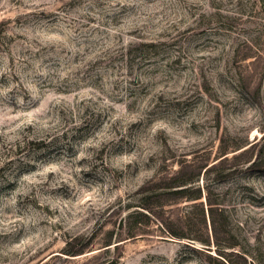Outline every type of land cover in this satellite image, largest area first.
Returning a JSON list of instances; mask_svg holds the SVG:
<instances>
[{"label": "rangeland", "instance_id": "374dc122", "mask_svg": "<svg viewBox=\"0 0 264 264\" xmlns=\"http://www.w3.org/2000/svg\"><path fill=\"white\" fill-rule=\"evenodd\" d=\"M263 129L264 0H0V264H213L207 200L264 264V172L125 222Z\"/></svg>", "mask_w": 264, "mask_h": 264}, {"label": "trees", "instance_id": "16d2710c", "mask_svg": "<svg viewBox=\"0 0 264 264\" xmlns=\"http://www.w3.org/2000/svg\"><path fill=\"white\" fill-rule=\"evenodd\" d=\"M262 143H264V134L258 140H254L251 143L245 142L242 146H235L232 148V151L237 153L228 157V145L226 137L223 136L220 140V146L217 152L219 156L212 165L207 167L205 162L206 159H204L201 164L191 165L190 167L183 166L173 172V175L170 177L159 180L154 184V187L149 189L151 190V193L142 197L141 203L137 206L138 210H136L135 213L128 215L125 218V222L128 223L135 221V223H142L144 220L149 221L151 218L157 222L159 221V215L163 213L162 207L166 203L187 197L192 198L193 200L200 199L201 193L198 187L193 188L190 191L187 189L192 187L191 185L194 183V179L197 178L202 171L203 174L217 171L216 179L219 180L231 176L241 170L249 172H264V144ZM223 166H227V170L229 171H221L220 169L223 170L226 168ZM207 202L210 206L208 207V218L211 225V235L207 232L205 238L196 240L205 247H209L211 244L216 246L217 255L223 258L221 259L207 255L209 260L212 261L213 264H252L247 253L243 250L238 237L227 229L226 225L228 224V219L224 216L223 209L213 207L209 200H207ZM202 215V222L204 223L203 225H205V216L203 213ZM125 230L127 231L126 235L128 238L138 235L137 231H132V229L127 228ZM170 234L182 238V235H179L178 233ZM110 240L111 237L109 236L106 246L111 245ZM204 249L209 250L207 248ZM223 249H228V252L222 251ZM81 250L82 249L76 252H68V255L74 256L82 254L83 251ZM197 250L198 249H196V251Z\"/></svg>", "mask_w": 264, "mask_h": 264}]
</instances>
